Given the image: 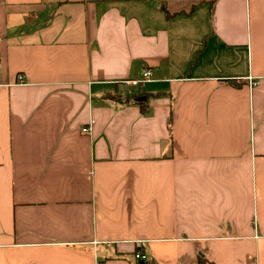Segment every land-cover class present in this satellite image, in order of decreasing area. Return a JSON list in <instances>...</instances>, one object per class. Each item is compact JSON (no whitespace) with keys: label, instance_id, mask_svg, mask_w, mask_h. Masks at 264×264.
Returning a JSON list of instances; mask_svg holds the SVG:
<instances>
[{"label":"crops","instance_id":"1","mask_svg":"<svg viewBox=\"0 0 264 264\" xmlns=\"http://www.w3.org/2000/svg\"><path fill=\"white\" fill-rule=\"evenodd\" d=\"M141 263L264 264V0H0V264Z\"/></svg>","mask_w":264,"mask_h":264},{"label":"built area","instance_id":"2","mask_svg":"<svg viewBox=\"0 0 264 264\" xmlns=\"http://www.w3.org/2000/svg\"><path fill=\"white\" fill-rule=\"evenodd\" d=\"M150 79H151V70L146 69V70H144L142 72V77L141 78L135 79V80H122L121 82H125L127 84L132 85V86H136V85H138L140 83L148 82V81H150ZM17 81L19 83L23 82L24 81V74H22V73L21 74H18ZM88 131H90L89 124L87 126L85 125L82 128V132L83 133L88 132ZM133 257H135V260H141V259L143 261L146 260V256L142 252H135L134 255H133Z\"/></svg>","mask_w":264,"mask_h":264},{"label":"trees","instance_id":"3","mask_svg":"<svg viewBox=\"0 0 264 264\" xmlns=\"http://www.w3.org/2000/svg\"><path fill=\"white\" fill-rule=\"evenodd\" d=\"M133 97H134V96H133ZM134 99L138 101V100H139V96L136 95V96L134 97ZM140 109H142V110L144 111V109H143V107H142L141 104H140Z\"/></svg>","mask_w":264,"mask_h":264},{"label":"water","instance_id":"4","mask_svg":"<svg viewBox=\"0 0 264 264\" xmlns=\"http://www.w3.org/2000/svg\"><path fill=\"white\" fill-rule=\"evenodd\" d=\"M142 264V263H141Z\"/></svg>","mask_w":264,"mask_h":264}]
</instances>
